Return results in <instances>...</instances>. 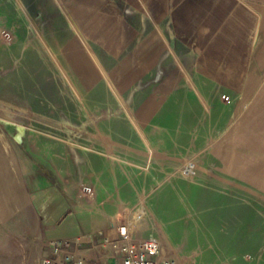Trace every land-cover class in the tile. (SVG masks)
Returning <instances> with one entry per match:
<instances>
[{"label": "rangeland", "instance_id": "obj_1", "mask_svg": "<svg viewBox=\"0 0 264 264\" xmlns=\"http://www.w3.org/2000/svg\"><path fill=\"white\" fill-rule=\"evenodd\" d=\"M32 1L0 0V128L25 129L31 151L72 181L86 165L96 182L79 189L120 202V222L129 221L137 237H160L180 264H264V171L254 165L264 152H248L243 170L254 169V178L247 180L223 161L226 148L240 156L237 145L251 135L241 128L245 104L204 81L185 86L183 101L173 94L179 86L149 80L114 86L98 77L80 85L75 70L98 64L87 44L96 46L53 5ZM180 48L192 70V46ZM193 89L200 100L188 99ZM189 161L197 165L185 175ZM2 225L0 264H39L22 257L32 241Z\"/></svg>", "mask_w": 264, "mask_h": 264}, {"label": "crops", "instance_id": "obj_2", "mask_svg": "<svg viewBox=\"0 0 264 264\" xmlns=\"http://www.w3.org/2000/svg\"><path fill=\"white\" fill-rule=\"evenodd\" d=\"M51 1L42 0L38 6L53 5L59 16L77 25L78 36L96 46L97 52L87 44L98 64L87 73L75 70L80 85H92L98 77L104 85L114 86L149 80L154 86H179L173 94L183 101L185 86L204 81L239 98L246 105L240 113L246 125L241 128L251 135L246 133L241 138L245 143L237 145L242 156L234 157L226 148L223 161L238 167L244 179L254 178V169L250 173L243 167L249 151L264 152V0ZM184 43L195 54L192 70L182 63ZM194 70L206 78L196 80ZM194 91L187 94L188 99L200 100ZM214 100L225 105L219 94ZM240 132L245 134L243 129ZM254 165L264 171V154L258 155ZM86 173L85 165L82 178L72 181L31 151L25 129L7 124L0 128V222L32 240L23 247V260L39 258L41 264L43 255H56L49 245L69 240L66 249L87 255L89 264L111 263L98 243L119 235L120 202L105 200L98 189L94 197L79 189L81 183L96 182ZM64 264H77L76 258Z\"/></svg>", "mask_w": 264, "mask_h": 264}, {"label": "built area", "instance_id": "obj_3", "mask_svg": "<svg viewBox=\"0 0 264 264\" xmlns=\"http://www.w3.org/2000/svg\"><path fill=\"white\" fill-rule=\"evenodd\" d=\"M227 99L230 97L227 96ZM85 188L92 193V187ZM117 227L119 230L117 237H106L104 241L98 243V246L107 250V258L112 259L110 264H180L176 257L164 250V244L157 235L137 237L133 225L126 220L119 221ZM65 244L69 245L70 241L54 242L49 245L56 255H43L41 264H64L74 257L77 264H89L87 255H76L66 249Z\"/></svg>", "mask_w": 264, "mask_h": 264}, {"label": "bare ground", "instance_id": "obj_4", "mask_svg": "<svg viewBox=\"0 0 264 264\" xmlns=\"http://www.w3.org/2000/svg\"><path fill=\"white\" fill-rule=\"evenodd\" d=\"M16 139H17V137H16ZM195 163H196V161H189L188 169L187 170H183V172L185 173V175H190V174L192 175L193 170L195 169V165H197ZM33 244H34V242H33Z\"/></svg>", "mask_w": 264, "mask_h": 264}]
</instances>
